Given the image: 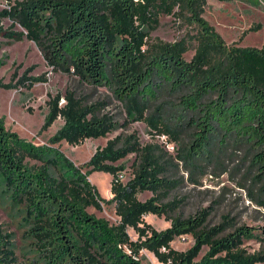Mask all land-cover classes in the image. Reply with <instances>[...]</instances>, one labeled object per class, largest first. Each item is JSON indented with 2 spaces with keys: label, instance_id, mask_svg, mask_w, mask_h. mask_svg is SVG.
<instances>
[{
  "label": "trees",
  "instance_id": "1",
  "mask_svg": "<svg viewBox=\"0 0 264 264\" xmlns=\"http://www.w3.org/2000/svg\"><path fill=\"white\" fill-rule=\"evenodd\" d=\"M207 1L8 0L9 7L0 10V36L34 41L53 70L107 88L132 119L176 143L172 156L134 134L116 136L96 149L84 170L56 144H79L112 131L117 123L101 114L103 102L88 104L71 89L50 98L42 130L58 117L64 125L47 144L9 129L0 117V192L22 216L39 264H150L143 262L142 249L165 264L264 260V253L242 247L245 239H263L264 226L228 231L226 220L208 225L210 210L185 217L177 214L178 199L167 200L179 185L173 175L180 164L191 179L209 173L212 165L211 174L218 175L227 171L225 160L242 150L249 160L242 177L264 206V44H228L203 16ZM163 15H175L190 29L171 42L152 37ZM6 17L22 29L4 28ZM45 80L26 74L15 83L0 78V88ZM129 153L136 154L133 175L123 182L118 175L125 165L116 162ZM94 171L112 175L110 198L89 179ZM144 191L152 196L141 200ZM103 202L114 204L117 222L88 210L102 209ZM146 214L164 215L171 225L159 231ZM185 233L194 237L193 246L174 248L172 241ZM11 237L0 227V264L17 260ZM204 246L208 250L198 258Z\"/></svg>",
  "mask_w": 264,
  "mask_h": 264
},
{
  "label": "rangeland",
  "instance_id": "2",
  "mask_svg": "<svg viewBox=\"0 0 264 264\" xmlns=\"http://www.w3.org/2000/svg\"><path fill=\"white\" fill-rule=\"evenodd\" d=\"M7 7H9L8 0H0V10ZM203 16L228 44L237 43L241 46L256 47L264 44V0H208ZM1 23L6 29H22L18 24L13 25V20L7 17L3 18ZM188 29L190 28L182 24L175 15H163L159 26L151 36L171 42L179 39ZM0 40V78L3 81L9 82L13 79L15 83L24 74L46 78L45 81L34 83L32 87L20 85L10 89L0 88V117L5 119L9 129L17 131L37 144L50 143V138L64 125V120L58 117L47 129L42 130L49 111L47 101L71 89L75 90L77 95L85 97L88 104L103 102L101 114L113 116L117 123V126L106 136L87 138L79 144H70L65 140L57 143L56 146H59L75 163L84 166L96 149L105 146L108 140L131 134L138 137L142 144L158 143L170 155L175 156L176 143L169 141L167 137L164 139L161 135H153L145 122L132 119L121 102L107 88L95 87L82 82L77 76L53 70L35 42L26 37L16 39L1 35ZM192 54L193 51H188L186 56L190 58ZM64 102L65 100L61 99L60 104ZM236 152L225 160L227 171L218 175L211 174V170H214L212 165L209 167V173L191 179L188 171L180 164L178 171L173 175L180 180L179 185L167 198V200H179L177 214L187 217L208 209L210 210L208 225H218L226 220L231 223L228 231L243 224L264 226V206L256 201L258 194L252 182L242 177L249 164L248 156L242 150ZM135 159L136 154L129 153L116 162L125 165L122 172L123 182H127L132 177V164ZM83 169L87 170V167L84 166ZM215 170L219 171L220 167ZM112 178V175L105 171H94L89 175L100 195L106 199L112 196ZM240 182H244L246 187H242ZM151 196L150 191L138 194L141 200ZM88 210L107 218L111 223L119 219L113 203L103 202L102 209L89 207ZM21 218L18 210L0 192V227L3 228L4 233L12 235L11 240L17 259L14 263L39 264L37 252L33 249L31 239L25 235L26 228L21 224ZM144 219L159 231L171 225V220L164 215L146 214ZM129 233L133 239H137L138 235L133 228H129ZM171 244L176 249L187 250L193 246L194 237L190 233H185L177 236ZM242 247L248 253H264V238L245 239ZM207 250L208 247L204 246L198 258ZM141 257L144 263L165 264L148 249L141 250ZM255 264H264V260Z\"/></svg>",
  "mask_w": 264,
  "mask_h": 264
},
{
  "label": "built area",
  "instance_id": "3",
  "mask_svg": "<svg viewBox=\"0 0 264 264\" xmlns=\"http://www.w3.org/2000/svg\"><path fill=\"white\" fill-rule=\"evenodd\" d=\"M62 100H64V99L62 98ZM161 137L164 138V139H166V136H165V135H161ZM118 177L122 180V178H123V173L121 172V173L118 175Z\"/></svg>",
  "mask_w": 264,
  "mask_h": 264
}]
</instances>
